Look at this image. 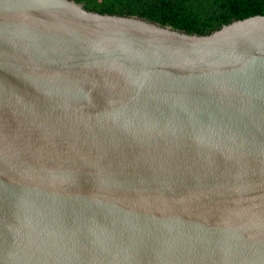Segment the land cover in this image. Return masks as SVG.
I'll return each mask as SVG.
<instances>
[{"label": "water", "instance_id": "water-1", "mask_svg": "<svg viewBox=\"0 0 264 264\" xmlns=\"http://www.w3.org/2000/svg\"><path fill=\"white\" fill-rule=\"evenodd\" d=\"M0 264H264V16L0 0Z\"/></svg>", "mask_w": 264, "mask_h": 264}, {"label": "trees", "instance_id": "trees-1", "mask_svg": "<svg viewBox=\"0 0 264 264\" xmlns=\"http://www.w3.org/2000/svg\"><path fill=\"white\" fill-rule=\"evenodd\" d=\"M89 11L135 16L196 35L264 16V0H75Z\"/></svg>", "mask_w": 264, "mask_h": 264}]
</instances>
